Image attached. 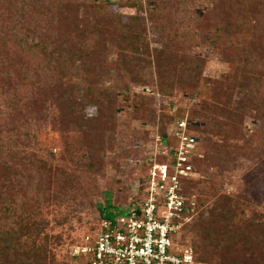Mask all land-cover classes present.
<instances>
[{
    "label": "trees",
    "instance_id": "16d2710c",
    "mask_svg": "<svg viewBox=\"0 0 264 264\" xmlns=\"http://www.w3.org/2000/svg\"><path fill=\"white\" fill-rule=\"evenodd\" d=\"M112 1L115 0H0V15L5 20L0 23V69L16 68L17 79L33 78L32 105L39 110L52 107L51 119L56 129L76 133L85 152V162L74 169L68 164L64 168L57 166L59 161H65L61 155L54 162L44 158L29 160V163L36 170L46 169L45 172H50L48 177L59 178L60 173L76 179L82 174L80 178L85 181L80 185L88 187H96L107 167L120 171L117 155L109 154L114 153L116 144L117 102L120 94L123 100H127L131 96L129 92L135 96L148 89L141 80V75L148 72L150 66L147 30L158 36L160 42L177 37L170 32L164 10L170 2L181 0ZM206 3L212 7L204 5V11L210 9V14L222 16L218 17L224 24L222 29L234 30L233 33L238 34L244 27L249 36H243L236 48L235 55L239 59L235 69L222 80L204 76L206 60L197 53L176 48L181 51L182 59L177 69L178 52L167 49L165 44L156 48L160 92L171 96L176 87L188 93L190 98L198 97L200 104L194 105L196 116L193 119L182 108L170 116L163 115L162 127L155 128L150 139L153 142L157 132L170 141L168 134L173 121L186 119L187 131L205 149L203 154L197 147L199 155L190 159L193 169L200 174L201 164L207 165L211 158L217 129L229 132L227 127H239L245 115L257 119L264 127V0H209ZM112 7H141L145 10L146 20L131 16L123 20L124 17L111 11ZM197 16V22L203 23L202 14ZM193 32L194 36H200L201 32ZM153 41L158 44L157 40ZM111 66L124 73L131 84L114 88L106 86L102 78H113ZM26 69L32 73H27ZM0 82V93L4 95L2 106L10 109L11 101L18 94L4 77L0 76ZM233 95L242 101L232 104ZM134 108L140 109L138 105ZM3 110L1 108L0 113ZM150 113L153 115L154 111L150 110ZM233 134L236 135L237 131ZM14 138L7 139L12 142ZM6 146L7 143L0 142V225L10 218L12 226L5 225L0 236V264L52 263V257L46 255L45 249V241L50 237H30L35 229L34 219H42L38 212L41 189L38 175L27 174V178L35 183L26 182L25 187L17 186V178L24 174L15 169V185L8 178H1L6 177L11 168L23 163L21 157H18L19 161L9 159ZM14 155L17 152L11 154ZM158 160L163 161L164 157L159 156ZM145 171L146 166L143 174ZM142 176L137 178V184ZM111 179L107 178L108 185L112 184ZM197 181L195 178L181 180L188 202L194 201L195 212L182 230L194 237L195 259L205 264H264V211L254 207L250 197L240 189L230 193L214 192L206 206L194 192ZM207 187L210 192L203 189V193L210 196L214 185L209 182ZM10 188L16 192L12 194ZM19 192L31 201L23 202ZM4 194L8 196L4 197ZM246 210H249L248 215ZM92 213L96 218L89 222L83 233L95 226L104 214V208L97 207ZM65 221L63 218L57 222ZM81 236L69 241L61 264H72L70 252ZM59 238L51 237V240Z\"/></svg>",
    "mask_w": 264,
    "mask_h": 264
},
{
    "label": "rangeland",
    "instance_id": "374dc122",
    "mask_svg": "<svg viewBox=\"0 0 264 264\" xmlns=\"http://www.w3.org/2000/svg\"><path fill=\"white\" fill-rule=\"evenodd\" d=\"M115 1L112 2L115 3ZM208 1L181 0L166 5V10H164L167 16L166 23L170 26V32L177 35L176 38L172 37L167 42L166 40L160 42L158 36H153L147 30L145 36L149 43L148 63L150 62V66L147 68L148 72L141 75V80L148 89L135 96L129 92L131 96L127 100H123L121 94L119 95L117 131L114 133L116 144L114 153L110 152L109 154L117 155V160L120 162V171L107 167L104 177L99 178L95 184L96 187L80 185V182L85 181L80 178L82 174H78V177L73 179V177H67L71 175H60L58 173L59 178H55L54 176L48 177L47 174L50 172H45L46 169L36 170L32 168L29 160L35 161L47 158L49 161L54 162L61 155L65 161H59L57 166L64 168V165L68 164V167L74 169L85 162V152L76 133L59 132L56 129L51 119L52 107H49L51 110L46 107L39 110L32 105L33 91L35 90L33 78L17 79L16 68L14 70L12 68L0 69V76L4 77L18 94V97H14L11 101L9 109L2 106L4 95L0 93V109H4L0 113V142L7 143L6 148L9 150V155H7L9 159L19 161L18 157L23 158L22 165L11 168L7 172V176L1 178H8L15 185L17 175L14 171L22 172L24 176L17 178L19 180L17 186L25 187L26 182L35 183L27 178V174L38 175V181L41 184L38 212L41 214L42 219L39 221L34 219L35 229L30 237L33 239L35 236L50 237L48 241H45V244H47L45 249H47L46 255L51 256L53 262L48 264H61L68 250L69 241L76 240L81 236L88 227L89 222L95 220V213L93 215L92 212L97 207L109 208L116 206L119 202H129L136 192L137 178L143 175L146 156L152 149L151 133H154L155 128L157 129L160 125L162 127L161 117L166 114L170 116L181 108L192 119L196 116L194 105L198 106L200 104L198 97L190 98L188 93L177 90L175 86L171 96L163 95L160 92L158 83L160 74L156 64V48L161 44H165L167 49L178 52L177 69L182 64V59L181 51H177L176 48L203 56L206 60L204 76L208 78L222 80L224 75L235 69L239 59L235 55L236 48L243 36L247 38L249 34L245 32L244 27L240 28L238 34L233 33L234 30L222 29L224 24L221 21L222 19L219 20L218 18L222 16L210 14L212 6L209 7L208 3L204 4ZM184 2H186L185 5H183ZM204 5L210 9L204 11ZM111 11L124 17L123 20L130 16L134 19L142 18V20H146L145 10L141 7L132 9L112 7ZM201 14L203 23L197 22L195 18ZM0 16V23L1 21L4 22V16ZM210 29L213 32H209ZM193 31L195 33L201 32L200 36H194ZM154 39L157 40L158 44L154 43ZM109 56L111 55L109 54ZM111 68L114 71L113 78H109V76L102 78L106 86L114 88L131 84L128 82L129 78L123 76L124 73L122 74L117 67L111 66ZM10 71L11 76H8ZM26 71L32 73L30 69H26ZM114 76L116 79H114ZM137 91L139 92V89ZM237 100L242 101L237 98V95H233L232 104ZM134 105H138L140 109L134 108ZM150 110L154 111L153 115ZM87 113L90 115V111ZM227 130L229 132L217 129L218 134L214 137L215 146L211 152V158L207 165L201 164V174L199 173L200 177L197 178L194 192L207 206L210 204L214 192L230 193L240 189L250 197L254 207L264 211V127L257 119L245 115L239 127L230 129L227 127ZM236 131L237 134L234 135L233 133ZM6 134H8L7 138L15 137L14 141L8 140ZM198 147L204 154L203 144H198ZM14 151L17 152V155L11 156ZM7 156L5 157L7 158ZM44 174H46L45 177H43ZM107 178H113L110 181L112 184L108 185L106 183ZM209 182L214 185V190L210 193V196L203 193L204 190L207 193L210 192L209 187H207ZM9 191L12 194L16 192L13 188H10ZM89 191L92 193L88 194ZM19 195L23 202L28 203L31 201V199L26 198L23 192H19ZM6 196L8 195L4 194V197ZM245 213L248 215L249 210H246ZM63 218H66V221L61 224L58 223ZM5 225L12 226L10 218L4 220L0 225V236L3 233L2 231L5 230ZM178 235L181 237L182 242L187 240L188 243L193 244L194 237L192 233L185 234L181 230L177 233ZM57 236H60V238L56 241L51 240V237L57 238ZM173 241L175 240L173 239ZM5 243L9 244L10 242Z\"/></svg>",
    "mask_w": 264,
    "mask_h": 264
},
{
    "label": "built area",
    "instance_id": "2783aa9c",
    "mask_svg": "<svg viewBox=\"0 0 264 264\" xmlns=\"http://www.w3.org/2000/svg\"><path fill=\"white\" fill-rule=\"evenodd\" d=\"M168 135L170 141L155 133L135 194L128 203L104 208L95 226L72 247V264H205L177 236L195 212L181 180L200 177L190 163L199 155V143L184 118L173 121Z\"/></svg>",
    "mask_w": 264,
    "mask_h": 264
}]
</instances>
